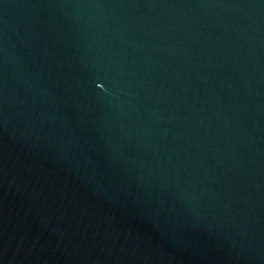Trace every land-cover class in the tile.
I'll list each match as a JSON object with an SVG mask.
<instances>
[{"label":"water","instance_id":"water-1","mask_svg":"<svg viewBox=\"0 0 264 264\" xmlns=\"http://www.w3.org/2000/svg\"><path fill=\"white\" fill-rule=\"evenodd\" d=\"M0 264H264V0H0Z\"/></svg>","mask_w":264,"mask_h":264}]
</instances>
